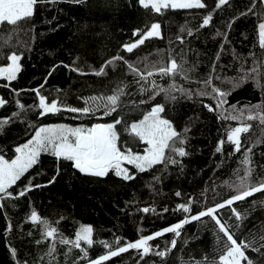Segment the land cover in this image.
<instances>
[{
	"label": "trees",
	"instance_id": "trees-1",
	"mask_svg": "<svg viewBox=\"0 0 264 264\" xmlns=\"http://www.w3.org/2000/svg\"><path fill=\"white\" fill-rule=\"evenodd\" d=\"M202 2L206 5L202 9H167L157 14L138 0H43L35 6L30 20L17 26L0 25V65L10 63L7 56L12 52L21 56L17 78L8 81L0 77V97L6 101L0 106V119H11L0 133V155L15 158V148L31 139L41 126L89 128L116 119L122 120L116 125L121 151L130 149L143 155L148 145L131 133L130 124L143 119L156 104L164 106L161 115L186 136L183 146L188 153L176 157L180 164H159L145 172L125 162L123 167L136 177L133 180H124L114 172L105 177L85 175L71 162L58 160L50 152L42 153L38 163L9 189L12 196L0 199V264H89L107 253L105 243L115 249L117 237L118 246H124L221 203L237 194L235 185L245 173L240 161L248 148H252L249 167L253 171L247 183L264 180V123L250 122V131L242 134L241 151L234 153L226 136L238 122L224 119L235 114L233 106L245 109L264 104V49L258 38V24L264 22V0H229L220 8H216L217 0ZM209 13L211 22L201 27ZM153 23L160 24L162 38L145 40L133 52H127L123 46L140 38L134 32L142 34ZM116 56L124 57L142 72L153 70V65L166 66L174 58L184 71L172 77L154 75L137 83L139 77L124 61L116 60L105 68V75L93 74ZM253 68L257 69L255 78L250 75L242 86L233 89L232 82ZM209 76L214 87L229 92L220 108H216L212 96L197 95L211 91L204 85ZM152 80L162 88L175 84L191 95L174 91V100L166 93L149 99L154 95ZM141 86L148 91L141 93ZM35 89L47 103L57 100L62 109L91 106L94 111L84 115L62 110L41 116ZM117 89L123 90L120 107L105 115V108L96 106L106 103L103 98ZM141 100L146 103L140 104ZM205 105L216 110L209 111ZM221 140L225 143L217 152ZM53 176L55 183L49 184ZM29 182L44 186L19 196ZM190 198L189 213L176 210ZM145 207L155 211L144 213L141 209ZM232 207L247 214L246 218L236 221L228 207L220 209L218 215L229 225L240 224L232 229L238 243L251 240L253 247H259L264 243L259 239V226L264 224V191ZM33 210L64 238L74 239L81 226H91L93 245L81 242L77 249L60 244L58 238L44 239L43 226L29 218ZM173 239L177 241L174 248L170 243ZM225 243L226 237L217 232L214 222L204 217L184 225L180 237L166 233L150 241L153 251L142 259L140 252L130 249L102 264H220ZM82 249H87V257ZM156 251L167 254L159 257ZM246 255L253 264H264V248L261 252L248 249Z\"/></svg>",
	"mask_w": 264,
	"mask_h": 264
},
{
	"label": "snow or ice",
	"instance_id": "snow-or-ice-1",
	"mask_svg": "<svg viewBox=\"0 0 264 264\" xmlns=\"http://www.w3.org/2000/svg\"><path fill=\"white\" fill-rule=\"evenodd\" d=\"M43 2V0H0V25H11L17 26L22 22L30 20L35 14V6L38 3ZM76 3H81L82 0H75ZM229 0H217L216 8L226 5ZM138 3L144 7L155 11L157 14L162 13L167 9H202L206 5L202 0H138ZM251 11V9H249ZM244 15V13H242ZM212 20V15L209 13L203 18L201 27L208 26ZM160 24L153 23L148 31L140 33L139 30L134 32V35H139L140 38L134 42L125 44L123 47L127 52L131 53L134 49L145 43V40L151 39L153 37H160ZM191 30H188V35H191ZM258 38L259 46L264 49V22L258 24ZM182 39V38H181ZM21 56L12 52L7 56V60L10 63L6 67H0V76L6 77L8 81L15 80L17 78V73L21 70V66L18 63ZM116 60H122L127 65L129 71L135 76L139 77L136 81H148L149 77L154 75L164 76H176L182 73L184 70L182 65L178 64L176 59L172 58L169 60L166 66L156 67L152 66L151 71H141L139 68L135 67L133 64L124 60L122 56H116L112 60L106 62L98 71H95V75H105V68L112 65ZM73 71H80L78 68H73ZM257 69L253 68L250 73L246 72L240 76L235 82H232V87L238 88L242 86L250 77V75L255 78ZM81 74H87L81 72ZM213 77L209 76L207 80L204 81L205 88H211V91H200L197 95L200 96H212L216 100V108H220L224 103H226L225 97L229 95V92L221 91L212 84ZM154 95L149 96V99H154L155 95L160 93H166L168 98L171 100L175 99L172 94L174 91L184 92L187 95H191V92H186L182 88H177L175 84L169 85L168 88H162L156 84L154 80L151 82ZM259 85L260 82L257 81ZM43 85H41V88ZM39 96V108L42 110L39 114L45 116L47 114H55L62 110L82 113L84 115L92 114L94 109L89 107H84L83 109L71 107L62 109L58 107V101L52 100L51 103L46 102V97L40 95L39 89L34 90ZM141 93L147 92L148 89L141 86L139 89ZM123 94L122 89H117V91L103 98L106 103L102 105H97L96 108L104 107L105 115H110L115 112L117 108L120 107V97ZM91 100H96L98 98L91 97ZM6 101L0 98V106H3ZM140 104L146 103V101L141 100ZM23 107V105H21ZM136 107V105H133ZM209 111H215L211 105H205ZM233 113L225 116L224 119L237 121V125L232 127L227 132V142L234 146V153L241 151L243 147L242 134L248 133L252 127L250 122L260 121L264 123V104L253 105L245 109H237L235 106L232 108ZM165 111L163 105L156 104L151 110L143 116V119L138 122H133L130 124L131 133L147 143L148 147L143 155L133 154L129 149L127 151H121L118 146L119 136L116 131V125L122 123L121 119H116L114 123L101 124L97 123L89 128L84 127H69L67 125H48L41 126L36 129L35 134L26 143L15 148L16 156L14 159H5L3 155H0V199L4 196L11 197L12 192L9 189L20 180L29 169L33 168L34 165L38 163L39 157L42 153H51L58 160H66L72 163L73 167L80 173L85 175H91L95 177H105L110 172H114L117 177H121L124 180H133L136 177L130 174L129 170L123 167L126 162L129 165H133L139 172H145L152 169L155 165L164 164H180L181 161L176 159V157H185L188 153L183 146L186 143V136L178 132L173 123L164 118L161 113ZM247 113V115H245ZM16 115L15 113L13 114ZM11 123L10 118L0 119V133L3 132L5 125ZM188 129H185L186 133ZM225 141L221 140L218 142L217 152L222 150ZM252 148H248L243 155V159L240 161L242 165L245 166L244 177L241 178L239 184L235 185L237 194L231 196L229 199L224 200L221 203H216L211 207H207L201 210L195 215L185 217L181 221L173 224L169 227L164 228L161 231H156L153 234L141 236L134 242H128L124 246L119 245V238H116L117 247L113 249L107 243L104 246L108 249L106 254L100 255L99 258L89 261V264H102V262L110 260L112 257H117L122 253L128 252L130 249L137 250L141 253V259L153 251L152 246L149 244L150 241H154L156 238L163 236L166 233H173L176 237L181 236V230L184 225L191 223L192 221H202V218L209 217L213 222L215 229L218 233H222L223 237H226L227 243L224 244L223 254L219 256L220 264H241L242 261H247V264H253V261L246 255V250L251 249L256 252H261L264 248V243L259 247H253L254 241H248L247 243L241 241L238 243L235 237V232L233 228H239L240 224L229 225L228 221L218 215L220 209L228 207L236 221H243L247 214L242 215L241 212L237 211L236 208L232 207L237 201L246 200L252 197L255 193L264 191V180H261L258 184L247 183V178L252 175L253 169L249 167L252 163L251 161ZM59 175V170L57 171ZM158 179V178H156ZM56 177L53 176L52 179L48 181L49 184L55 183ZM227 183V182H226ZM44 185H33L29 182L25 188L18 193L19 196H24L28 191H31L33 187H42ZM229 187L233 185L229 184ZM177 196L181 193L177 192ZM191 198L188 204H180L177 206L176 210H182L185 213L191 211ZM144 213L150 211H155L145 207L141 209ZM168 211V209H164ZM30 220L43 226L42 237L44 239L58 238V242L62 245H71L72 248H81V242L91 247L94 243L93 241V229L91 226L84 225L75 233L74 239L64 238L62 235H58L56 227H52L49 222L42 219L37 211L33 210L30 214ZM259 239L264 241V224L259 226ZM251 232V230H250ZM40 243V241H37ZM172 248L177 244V241L173 239L171 242ZM158 247V246H157ZM55 244H53V249ZM84 252V257H87V249H82ZM167 251H171L168 249ZM15 250H13V254ZM166 251H156L155 255L159 257H165ZM26 264V262H25Z\"/></svg>",
	"mask_w": 264,
	"mask_h": 264
},
{
	"label": "rangeland",
	"instance_id": "rangeland-1",
	"mask_svg": "<svg viewBox=\"0 0 264 264\" xmlns=\"http://www.w3.org/2000/svg\"><path fill=\"white\" fill-rule=\"evenodd\" d=\"M147 31H148V30H147ZM160 32H161V31H160ZM132 43H134V42H132ZM9 62H10V61H9ZM18 63L20 64L19 61H18ZM6 66H7V65H0V67H6ZM0 77L3 78L4 76H0ZM4 78H6V77H4ZM0 98H1V97H0ZM58 107H59V106H58ZM5 159H7V158L5 157ZM12 159H14V158H12ZM9 160H11V159H9ZM243 262H244V261H242L241 264H243Z\"/></svg>",
	"mask_w": 264,
	"mask_h": 264
}]
</instances>
